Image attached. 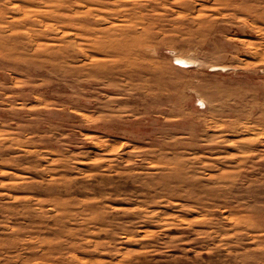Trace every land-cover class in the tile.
I'll list each match as a JSON object with an SVG mask.
<instances>
[{
    "label": "rangeland",
    "instance_id": "1",
    "mask_svg": "<svg viewBox=\"0 0 264 264\" xmlns=\"http://www.w3.org/2000/svg\"><path fill=\"white\" fill-rule=\"evenodd\" d=\"M0 264H264V0H0Z\"/></svg>",
    "mask_w": 264,
    "mask_h": 264
},
{
    "label": "bare ground",
    "instance_id": "2",
    "mask_svg": "<svg viewBox=\"0 0 264 264\" xmlns=\"http://www.w3.org/2000/svg\"><path fill=\"white\" fill-rule=\"evenodd\" d=\"M91 1V0H90ZM180 59H182L183 61H186L185 59H183V58H180ZM188 61V60H187Z\"/></svg>",
    "mask_w": 264,
    "mask_h": 264
}]
</instances>
